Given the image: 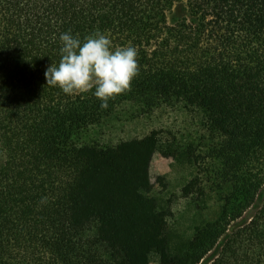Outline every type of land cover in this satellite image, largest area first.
Segmentation results:
<instances>
[{
  "label": "trees",
  "instance_id": "trees-1",
  "mask_svg": "<svg viewBox=\"0 0 264 264\" xmlns=\"http://www.w3.org/2000/svg\"><path fill=\"white\" fill-rule=\"evenodd\" d=\"M69 31L137 49L107 109L47 85ZM162 108L198 143L106 138ZM154 152L195 168L181 195L213 215L190 238L142 209ZM0 154V264H264V0H0Z\"/></svg>",
  "mask_w": 264,
  "mask_h": 264
},
{
  "label": "rangeland",
  "instance_id": "rangeland-1",
  "mask_svg": "<svg viewBox=\"0 0 264 264\" xmlns=\"http://www.w3.org/2000/svg\"><path fill=\"white\" fill-rule=\"evenodd\" d=\"M177 16L183 15V8L177 9ZM152 130H162L169 141L181 143H198L203 130L200 118L191 115L181 108H162L153 113L134 118H124V121L109 128L106 138L113 141L119 139L141 138ZM3 157L0 154V165ZM148 174L145 184L150 191L142 200V209L147 212L152 209H164L169 216V223L183 238H190L194 227L204 218L213 215L212 211H203L190 200L181 195L183 187L195 175V168L186 161L180 162L174 158H166L159 152H154L148 163ZM215 204L211 209L214 211ZM152 264H158L153 261Z\"/></svg>",
  "mask_w": 264,
  "mask_h": 264
},
{
  "label": "clouds",
  "instance_id": "clouds-1",
  "mask_svg": "<svg viewBox=\"0 0 264 264\" xmlns=\"http://www.w3.org/2000/svg\"><path fill=\"white\" fill-rule=\"evenodd\" d=\"M62 47L58 65L51 64L44 73L47 85L58 86L66 94L94 95L107 109L108 101L127 90L138 75L137 49L132 46L112 48V41L100 32L84 38L71 32L60 36Z\"/></svg>",
  "mask_w": 264,
  "mask_h": 264
}]
</instances>
